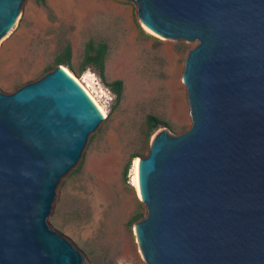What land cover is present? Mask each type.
Returning <instances> with one entry per match:
<instances>
[{
	"label": "water",
	"instance_id": "1",
	"mask_svg": "<svg viewBox=\"0 0 264 264\" xmlns=\"http://www.w3.org/2000/svg\"><path fill=\"white\" fill-rule=\"evenodd\" d=\"M24 0H0V40ZM144 28L197 40L181 79L190 127L136 162L146 264H264V0H132ZM103 120L61 64L0 90V264H87L49 227L59 181Z\"/></svg>",
	"mask_w": 264,
	"mask_h": 264
},
{
	"label": "rangeland",
	"instance_id": "2",
	"mask_svg": "<svg viewBox=\"0 0 264 264\" xmlns=\"http://www.w3.org/2000/svg\"><path fill=\"white\" fill-rule=\"evenodd\" d=\"M17 17L0 40V90L10 93L43 76L67 43L71 67L61 65L88 85L105 112L76 166L59 181L47 224L87 264H146L133 232L134 215L145 217L146 207L131 182V157L145 156L159 129L179 134L190 127L181 74L197 40L174 41L148 31L132 0H24ZM88 40L107 44L104 75L106 81L122 80L118 101L94 68L80 70ZM148 114L168 126L148 132Z\"/></svg>",
	"mask_w": 264,
	"mask_h": 264
},
{
	"label": "trees",
	"instance_id": "3",
	"mask_svg": "<svg viewBox=\"0 0 264 264\" xmlns=\"http://www.w3.org/2000/svg\"><path fill=\"white\" fill-rule=\"evenodd\" d=\"M40 4L45 5V0H37ZM107 51V44L102 41H94V40H88L85 44L84 48V55L81 62V71L85 70L87 67L94 68L100 77L105 81L106 86L109 88L111 92H113L116 95V100L118 101L121 96L123 82L121 79H113L110 81L105 80L104 70H105V55ZM70 46L69 44H65L62 52H59L54 59L55 65L57 64H65L69 68L70 65ZM54 68V66L49 67V69ZM146 124L148 128V132L152 131L154 128H156L159 125L168 126V122L165 120L157 117L154 114H148L146 116ZM136 155H132L131 159L134 160ZM130 161L126 164L125 167V173L127 172L130 163ZM132 160V164H133ZM131 164V167H132ZM142 217L141 213H137L134 215L133 220H138Z\"/></svg>",
	"mask_w": 264,
	"mask_h": 264
},
{
	"label": "bare ground",
	"instance_id": "4",
	"mask_svg": "<svg viewBox=\"0 0 264 264\" xmlns=\"http://www.w3.org/2000/svg\"><path fill=\"white\" fill-rule=\"evenodd\" d=\"M18 16V15H17ZM16 16L15 20H14V23H13V26L16 25V20L18 19V17ZM15 27V26H14ZM61 68H63L72 78H74L81 86L82 88L86 91V93L89 95V97L93 100V102L97 105V107L100 109L103 117H104V109L103 107L98 103V101L96 100L97 98H95L93 95H92V92L88 89L89 87H87L82 81L81 79H78L77 77H75V75L67 68L65 67L64 65H61ZM85 76H88L89 74V71L84 73ZM89 77V76H88ZM140 158V157H135L134 160H133V164H132V171H131V182L133 183V185L135 186V188L137 189L136 187V162H137V159ZM99 166V165H98ZM105 166V165H104ZM100 169V168H99ZM101 184V183H100ZM92 190V189H91ZM98 191L96 190V193ZM98 195V194H97Z\"/></svg>",
	"mask_w": 264,
	"mask_h": 264
}]
</instances>
